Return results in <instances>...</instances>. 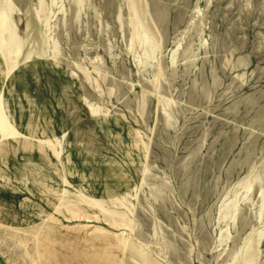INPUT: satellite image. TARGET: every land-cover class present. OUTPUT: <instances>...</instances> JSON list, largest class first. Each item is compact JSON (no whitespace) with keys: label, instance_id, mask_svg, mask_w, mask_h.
<instances>
[{"label":"rangeland","instance_id":"obj_1","mask_svg":"<svg viewBox=\"0 0 264 264\" xmlns=\"http://www.w3.org/2000/svg\"><path fill=\"white\" fill-rule=\"evenodd\" d=\"M0 264H264V0H0Z\"/></svg>","mask_w":264,"mask_h":264}]
</instances>
